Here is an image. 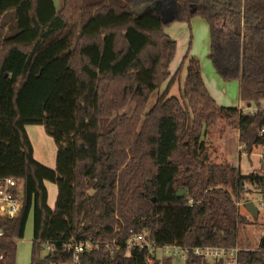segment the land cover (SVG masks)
I'll return each instance as SVG.
<instances>
[{
	"label": "trees",
	"instance_id": "1",
	"mask_svg": "<svg viewBox=\"0 0 264 264\" xmlns=\"http://www.w3.org/2000/svg\"><path fill=\"white\" fill-rule=\"evenodd\" d=\"M195 16L209 25L218 75L239 81L242 107L218 105L188 54L170 96L182 66L171 75L176 41L165 28ZM129 104L131 116L121 113ZM219 124L239 130L246 154L264 147V0H0V178L25 184L19 216L0 219V264L16 263L31 213L30 264L71 263V241L99 245L82 264H148L126 245L146 229L160 246H238L246 184L264 202V170L211 161L206 138ZM31 125L53 138L55 168L34 158ZM46 182L57 186L54 208ZM238 263L264 264V236Z\"/></svg>",
	"mask_w": 264,
	"mask_h": 264
},
{
	"label": "rangeland",
	"instance_id": "2",
	"mask_svg": "<svg viewBox=\"0 0 264 264\" xmlns=\"http://www.w3.org/2000/svg\"><path fill=\"white\" fill-rule=\"evenodd\" d=\"M56 7L59 8L62 5V0H54ZM165 33H168L174 41H176V52L171 61V69L175 72L182 66L184 57L188 54L189 57H196L200 60L201 65L204 68V82H207V89L211 96H217L218 92L221 96L225 97L222 101L226 102L228 106H233L232 101L239 102V84L237 80L221 83L220 80H216V84L211 82L209 72L212 73L213 63L210 59L211 50V37L209 26L201 16H196L194 19L188 22L175 21L169 24L165 28ZM206 64L208 65L206 67ZM185 63L181 69L180 79L176 80L171 86L170 96H180V88L183 86L186 77ZM209 67V69H208ZM206 69V70H205ZM214 71V70H213ZM168 80L162 84V90L168 85ZM218 91V92H217ZM157 93H153L148 101L147 110H149L156 101ZM220 98V97H218ZM215 99V98H214ZM230 103V104H228ZM134 104H129L121 113L127 115L132 114ZM245 111H248L247 109ZM237 129L230 130L228 133L222 131V125L219 124L211 130L209 137L206 138L210 147L211 161L216 163H229L230 160L239 163L241 165V172L247 173L246 166L249 160L252 162L254 170H264V164L260 159V149H255L249 156L246 153L238 152L239 142L235 137ZM30 139L34 145V158L45 165L48 168L55 166L56 160V144L52 137L48 136L43 127L40 125H31L28 128ZM237 149V151H236ZM241 157V159H240ZM49 191L48 204L54 205V198L57 196V186L54 183L46 182ZM246 188L251 189L252 195L250 198L254 200L259 207L260 216L256 223H253L250 214L244 209L243 204L239 205V211L248 216L250 223L242 226L239 231V245L238 247L243 250H255L258 247L260 239L264 236V207L260 206V196L258 191L255 190L249 184H246ZM32 239H33V214L31 213L24 231V237L18 241L17 255L15 264H30L32 253ZM48 250L46 247L41 251V255H47ZM159 257H162L161 255ZM162 263L161 258L157 260ZM182 264V262H179Z\"/></svg>",
	"mask_w": 264,
	"mask_h": 264
},
{
	"label": "built area",
	"instance_id": "3",
	"mask_svg": "<svg viewBox=\"0 0 264 264\" xmlns=\"http://www.w3.org/2000/svg\"><path fill=\"white\" fill-rule=\"evenodd\" d=\"M256 109H249L253 113ZM264 134V129L261 130L260 136ZM245 144L239 143L238 151L242 152ZM264 148V147H263ZM261 161L264 164V153L261 155ZM25 184L21 179L12 177L0 178V219L17 218L24 205ZM260 206L264 207V202L260 201ZM4 235L0 227V238ZM127 251L146 252L145 258L148 264L159 263L157 260L161 258L165 264L171 260L173 264H182L190 258V256L198 257L202 262L210 264H239L238 255L242 248L236 246L232 248L218 246H195L189 247L179 244H169L160 246L150 232L146 229L142 232H132L127 242ZM98 244H93L90 241L84 243H75L71 241L65 246L67 251L73 252L72 262L69 264H82L80 255L98 248ZM47 250L52 248L46 247ZM162 257H159V256ZM3 259V254L0 249V260Z\"/></svg>",
	"mask_w": 264,
	"mask_h": 264
},
{
	"label": "crops",
	"instance_id": "4",
	"mask_svg": "<svg viewBox=\"0 0 264 264\" xmlns=\"http://www.w3.org/2000/svg\"><path fill=\"white\" fill-rule=\"evenodd\" d=\"M196 17V16H195ZM195 17H193V19L195 18ZM209 26V25H208ZM167 35H168V33H166ZM208 65L206 64V67H207ZM200 67H201V73H202V77H204V68H203V66L201 65V62H200ZM208 69H209V67H208ZM206 70V69H205ZM214 70V71H213ZM169 71H170V73H171V75H173L174 73H175V71L174 70H172L171 69V63H170V65H169ZM209 77H210V80H211V82L212 83H214V85L216 84V80H220L221 81V83H224V82H230V81H224L219 75H218V73L216 72V70H215V68L213 67V69H212V73L211 72H209ZM204 80V79H203ZM205 84H206V87H207V82H205ZM238 84H239V81H238ZM164 90H162V88H161V90H160V93L161 92H163ZM208 91H209V88H208ZM218 92V91H217ZM211 94V93H210ZM218 97H220V98H218ZM213 98H215V101L217 102V104L218 105H220V106H223V107H238V108H240V107H242V102H241V100L239 99V102H235V101H232V105L233 106H228L227 104H226V102H224V101H222L225 97H223V96H221L220 94H219V92H218V95L217 96H213ZM228 104H230V103H228ZM251 109H254L253 107L251 108ZM43 127V126H42ZM28 128H29V126H26V130H27V133H28V135H29V132H28ZM43 130H44V127H43ZM44 132H45V130H44ZM46 133V132H45ZM235 137H236V139L238 140V142H239V130L237 129V131H236V133H235ZM29 138H30V136H29ZM31 140V139H30ZM31 142H32V140H31ZM32 145H33V143H32ZM33 148H34V145H33ZM261 148V149H260ZM256 149H260V159H261V155H263V153H264V148H263V146H261V147H258V148H256ZM35 151V150H34ZM236 151H237V149H236ZM239 152V151H238ZM243 153H245V152H243ZM56 154H57V147H56ZM252 154V153H251ZM251 154H249V156L251 155ZM248 155V154H247ZM240 159H241V157H240ZM230 162V164L232 165V167H235V168H237V169H239L240 170V172H241V165H240V160H239V163L237 164L236 162H234L233 160L231 161H229ZM55 166H56V160H55ZM55 166L53 167V168H55ZM246 170L248 171L247 173H245V174H243L242 172V174L243 175H249V174H251V173H253V172H257L259 169H255L254 170V168L252 167V162L249 160V163H248V165L246 166ZM46 184V183H45ZM46 187H47V185H46ZM47 190H48V188H47ZM56 198H57V196H56ZM56 198H54L55 200H54V205H55V202H56ZM48 200H49V191H48ZM251 201H253L254 202V200H251ZM260 201H262V200H260ZM255 203V202H254ZM54 205L53 206H51L50 204H49V206L51 207V208H54ZM255 205H256V203H255ZM257 206V205H256ZM258 207V206H257ZM258 209H259V207H258Z\"/></svg>",
	"mask_w": 264,
	"mask_h": 264
},
{
	"label": "water",
	"instance_id": "5",
	"mask_svg": "<svg viewBox=\"0 0 264 264\" xmlns=\"http://www.w3.org/2000/svg\"><path fill=\"white\" fill-rule=\"evenodd\" d=\"M186 193V189H183L182 191H180L178 193V197L183 196ZM244 209H246V211L253 217V218H257L259 216V209L258 207L255 205V203L253 201H248L246 203L243 204Z\"/></svg>",
	"mask_w": 264,
	"mask_h": 264
}]
</instances>
